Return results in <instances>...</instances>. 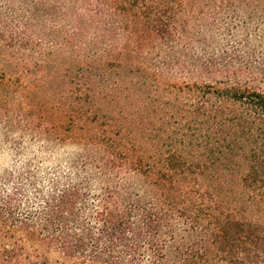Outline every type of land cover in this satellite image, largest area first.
Listing matches in <instances>:
<instances>
[{
    "label": "trees",
    "instance_id": "trees-1",
    "mask_svg": "<svg viewBox=\"0 0 264 264\" xmlns=\"http://www.w3.org/2000/svg\"><path fill=\"white\" fill-rule=\"evenodd\" d=\"M8 1L0 0V89L7 92L0 94V126L21 154L23 143L10 142V134L56 146L65 140V124L19 108L18 96L27 98L22 80L33 75L40 44L25 20L6 12ZM189 3L92 0L86 15L143 49L149 40L170 43L181 37L193 10ZM140 66L151 79L154 102L163 107L164 125L153 128L152 142L140 145L147 146V156L120 152L125 160L117 163L122 131L112 128L102 142L85 147L86 156L92 146L110 148L112 159H103L98 172L87 169L90 160L83 167L71 162L65 174L59 166L43 170L29 158L1 174L7 185L0 187V264H264V223L233 211L210 183L199 187L213 173H241L258 209H264V90L231 75L173 83L165 73L170 70L150 56ZM80 73L90 82L92 75ZM76 87L81 89L78 82ZM90 112L84 107L69 112L65 130L91 118ZM169 123L177 127L166 131ZM169 243L173 249L166 254Z\"/></svg>",
    "mask_w": 264,
    "mask_h": 264
},
{
    "label": "rangeland",
    "instance_id": "rangeland-1",
    "mask_svg": "<svg viewBox=\"0 0 264 264\" xmlns=\"http://www.w3.org/2000/svg\"><path fill=\"white\" fill-rule=\"evenodd\" d=\"M91 2L9 0L3 4L8 14L30 25L40 44L33 75L22 80L27 98L23 99L22 94L18 96L22 102L19 108L24 113L33 112L37 118L64 123L61 135L65 140L45 147L47 142L40 138L10 134V142L23 143V152L17 154L0 126V187L6 182L1 180V174L17 170L29 158L40 161L43 170L59 166L65 174L71 162L83 167L86 160H90L87 169L98 172L97 166L103 159H112L110 148H104L106 143L101 147L92 146V155L86 156L85 147L88 142H102L112 128L121 130L118 138L131 146L129 151L125 145H119L117 163L125 160L120 152L131 158H136L137 154L146 157L147 146L140 149V145L152 142L156 133L153 128L161 127L164 121L163 107H157L153 100L151 79L140 66L144 56L153 58L163 70H170L165 73L173 83L214 82L231 75L264 90V0H222L219 3L191 0L193 10L181 37L170 43L149 40L143 49L118 36L112 28L103 29L88 20L86 8ZM139 66L141 71L137 69ZM80 71L92 75L90 82ZM77 82L81 89L76 91ZM17 84L13 88L19 92ZM3 89L0 94L5 95L7 92ZM88 94L91 98L86 100ZM11 95L10 105L15 109L18 105ZM79 107L91 108V118L77 121L65 130L70 124L67 114ZM164 127L171 131L177 126L169 123ZM124 135L127 138L124 139ZM127 167L125 165V169ZM208 183L215 188L212 193L233 211L264 223V209H258L255 195L244 186L241 173H213L200 181L199 187L204 189ZM169 246L166 254L172 252V244ZM28 248L27 252H31ZM49 258L56 259V256Z\"/></svg>",
    "mask_w": 264,
    "mask_h": 264
}]
</instances>
